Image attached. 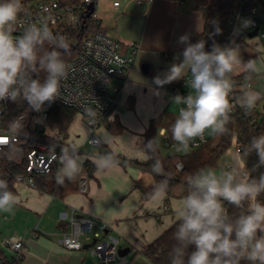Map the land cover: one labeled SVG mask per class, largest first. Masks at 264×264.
<instances>
[{
    "label": "crops",
    "instance_id": "0c3cea01",
    "mask_svg": "<svg viewBox=\"0 0 264 264\" xmlns=\"http://www.w3.org/2000/svg\"><path fill=\"white\" fill-rule=\"evenodd\" d=\"M22 1L33 4L32 0ZM33 1L36 3L41 0ZM107 1V9L112 12L113 22L104 24L103 19L98 17L103 31L121 43V52L125 56L130 52L127 43L135 42L140 46L126 80L113 79L109 85L110 92H116L118 98L114 110L107 116V122L118 121L122 131L113 134L105 126L101 129L100 125L90 130L88 123L85 125L82 122V126L76 128L74 119L77 114L64 134L51 127L53 136H61L69 147L75 146L78 149L83 160L82 169L71 181L65 180L63 184L51 178L54 185L47 191L25 184L12 186L16 203L10 212H0V230L12 226L16 232L13 235L22 240L24 249L18 264H101L90 254V247L94 242L91 235L81 238L83 247L78 251L66 250L61 245V235L68 230V218L73 209L98 226L106 225L107 228L100 233L110 234L118 239L119 249L127 251L125 257L128 264H153L142 251L179 221L176 208L183 199V190L178 191L179 195L176 190L181 185L172 190L168 201L165 193L145 199L135 188V184H151L153 175L150 172L118 161L115 167L102 171L97 169L96 160L108 152L140 163L147 161L144 133L150 122L162 114L176 119L179 105L173 102L176 95L169 87L180 83L189 73L162 87L154 82V78L162 77L174 63H179L182 59L180 54L185 47L178 42L179 37L187 34L190 42L195 43L194 38L203 31L202 10L218 0H153L148 5H137L132 0ZM115 1L120 3L117 8L113 7ZM252 31L246 26V22H242L234 44L238 45L242 60L254 61L257 70L237 66L231 78L251 73L249 81L252 89L248 92L262 96L259 106L261 109L258 111L256 108L258 113H262L264 38L258 35L250 37L249 33ZM162 131L167 132V127H160L159 138ZM78 132L83 135V140L79 141ZM91 135L99 139L100 145L97 147L103 151L94 154L91 151L88 154L80 153L81 146L89 145L87 139ZM90 148L93 149L91 146ZM220 160L221 170L224 163H230L238 169L244 168L239 154L231 147ZM86 161L95 166L90 177L83 167ZM81 174L88 177L86 193H81L78 188V176ZM159 198L165 200L163 206L159 204ZM170 198L174 202L172 208L166 204L171 202ZM166 205L169 210L162 214L161 209ZM33 233L37 236H33ZM3 238L5 236L0 237V252L9 261H13V252L2 244Z\"/></svg>",
    "mask_w": 264,
    "mask_h": 264
},
{
    "label": "clouds",
    "instance_id": "9594fccd",
    "mask_svg": "<svg viewBox=\"0 0 264 264\" xmlns=\"http://www.w3.org/2000/svg\"><path fill=\"white\" fill-rule=\"evenodd\" d=\"M22 0H0V102H26L34 112H41L46 103L58 98L60 81L67 75L68 65L61 50L69 45L57 36L47 23H32L19 36H14ZM250 22H246V26ZM216 32L220 29L217 27ZM178 42L185 47L182 59L154 78L163 86L191 74V92L177 94L173 102L182 105L171 126L177 151L187 152L196 138L206 131L222 135L230 121L229 95L234 87L232 73L237 66L256 71L255 62L243 61L238 45L220 46L214 43L206 50L205 40L190 42L187 34ZM50 50L45 51V45ZM39 71L46 73L43 80L34 78ZM260 95L245 92L240 106L252 110ZM22 123L14 120L12 133L19 132ZM150 140L145 147H150ZM255 154L257 166L264 167V133L254 136L244 155ZM57 182L71 181L82 169V157L75 146L65 147L59 156ZM117 164L111 153L96 160L99 170H110ZM159 171V162L154 164ZM187 194L176 208L179 219L174 233L176 244L170 253V264H264V173L249 178L235 166L222 170L201 169L187 181ZM167 183L156 187L153 195H162ZM16 203L8 183L0 180V212H10ZM225 205L240 209V214H229Z\"/></svg>",
    "mask_w": 264,
    "mask_h": 264
},
{
    "label": "built area",
    "instance_id": "2783aa9c",
    "mask_svg": "<svg viewBox=\"0 0 264 264\" xmlns=\"http://www.w3.org/2000/svg\"><path fill=\"white\" fill-rule=\"evenodd\" d=\"M99 0H77L75 3H61L59 0H41L36 3L22 1V12L16 25L14 36H19L28 24L47 23L49 29L57 36H63L69 48L75 51V57L68 59L67 75L60 81L59 95L51 103H46L41 112H34L26 102H23L24 109L10 116L11 107L14 102H0V179L9 178L13 185L25 184L35 187L36 177H52L57 179V170L60 168L59 156L62 149L69 147L61 136H53L52 128L49 125L50 113L53 105L72 109L75 112L86 116L88 125L94 130L103 123V120L114 110L117 104V94L110 92L109 85L113 79L126 80V75L135 56L139 51V44L127 43L130 49L129 55L121 52V43L111 38L103 31L96 13V3ZM137 5H148L153 0H132ZM251 1L247 6L246 2ZM237 10L232 14L227 23L226 35L220 46H231L238 37L242 22H250L247 25L251 30L258 29L257 35L264 38V0H235ZM94 3V11L88 17L99 29L84 38H77L73 35L86 23L87 7ZM120 5L118 1L113 2V7ZM85 20V23L83 21ZM191 74L189 73L180 83L172 85L169 90L174 95L186 96L191 92ZM233 80V79H232ZM234 82V81H233ZM252 84L249 80L234 82V87L229 95L231 111L229 114L243 113L250 125H255L258 115L252 110L246 111L240 106V100L245 92L251 91ZM177 109V115L179 108ZM14 120L22 123L19 132L12 133L10 125ZM239 133L234 130L230 147L236 154H239L240 145L238 142ZM161 142L164 148L172 149L174 154H186L193 152L208 142L207 131L203 138H196L190 145L187 152L177 151L176 142L172 135L162 131ZM24 144L25 152L22 156L20 172L8 170L4 167V157L7 158V165H12L11 148L19 143ZM87 143L93 148L100 145L95 136H89ZM229 147V148H230ZM78 150V149H77ZM231 165L224 163L222 169ZM176 171L183 170L181 163L176 164ZM14 169V168H13ZM249 174L245 168L238 169ZM78 188L81 193L88 190V177L86 174L78 176ZM229 208V205H225ZM166 211L169 208L164 207ZM79 212L73 209L68 218V230L61 235V245L69 251L82 249L83 236L91 235L94 243L90 247V254L96 257L101 264H128L125 256H119V241L110 234L102 235L101 230L106 225L98 226L94 221L78 215ZM33 236L37 234L33 233ZM2 244L13 252L12 260L19 262L22 258L24 244L18 237L12 236L3 240ZM0 264H5L0 258Z\"/></svg>",
    "mask_w": 264,
    "mask_h": 264
},
{
    "label": "trees",
    "instance_id": "16d2710c",
    "mask_svg": "<svg viewBox=\"0 0 264 264\" xmlns=\"http://www.w3.org/2000/svg\"><path fill=\"white\" fill-rule=\"evenodd\" d=\"M61 3H75L77 0H59ZM251 1L246 2L247 6L251 5ZM238 5L235 0H218L214 5L207 6L202 10V16L204 20L203 31L200 35L194 38V41L205 40L206 50H211V46L216 43L220 44L226 35L227 23L232 14L237 10ZM220 29V32H216V28ZM99 27L92 23L91 18L86 19L84 28H80L73 35L77 38L87 37L89 34L98 30ZM44 50H50L49 45H45ZM62 57L64 61L75 57V51L68 49L67 52L61 50ZM46 73L39 71L38 76L34 75V78L44 79ZM251 73H244L236 78H233L235 83H240L244 80H249ZM262 102V96L257 101L255 107L252 109L253 112H256V108ZM23 102L17 101L11 107L10 116H14L15 113L21 109H24ZM258 120L255 125H250L243 113L229 114L230 121L227 124V131L222 135H217L218 141L216 145L208 149L203 145L201 148L186 154H170L164 155L161 152V147H163L161 138L158 136V131L160 127H167V134L171 136V126L174 123L173 117H166L165 114H162L156 119H153L150 122L149 128L144 133V148L147 154V161L140 163L135 160H128L122 157L114 156L116 161L132 165L143 170L150 172L153 175V181L149 185H143L140 183L135 184V188L140 191L142 196L145 199L151 198L153 196L154 190L162 182L167 183V189L164 192L168 197L171 195V192L174 188L179 185H183L184 189L181 194L183 198L187 194L188 190V178L198 172L201 169H208L214 167L220 157L226 152L230 147L231 138L234 130H236L238 135V142L240 145L239 157L244 164L245 170L249 174V178L258 177L261 173H264V167L257 166V157L253 153L251 155L245 156L244 152L248 148L251 139L254 136H258L264 133V112L258 113ZM77 114L72 109L64 108L59 105H53L50 113L49 125L52 128L58 129L62 134L66 133L69 124L71 123L74 115ZM103 125L108 131L113 134H118L122 131V126L118 121L107 122V117L103 120ZM117 128V130H116ZM152 140L150 147H145L147 143ZM209 140V139H208ZM12 154L13 161L11 163L12 167L7 165V158L10 157V154L4 157V167L8 170H14L20 172L22 164V154L25 152L24 144L21 142L13 146L10 150ZM22 153V154H21ZM108 154V152L106 153ZM159 162V171L154 170V164ZM181 163L183 170L180 173L176 171V164ZM83 167L86 171L88 177L92 175L95 170V166L86 161L83 164ZM14 168V169H13ZM52 177H36L35 178V187L41 191L50 190L54 185V178ZM0 180H5L8 183V190L12 192L13 181L9 178H1ZM261 200H264V196L260 197ZM229 214L236 216L240 214L241 210L229 206ZM179 221L174 223L169 229H167L161 236L155 239L153 242L148 244L142 253L152 261L153 264H170V253L173 246L176 244L173 236L178 227ZM0 258H2L5 264H18L16 261H9L7 258L2 256L0 252ZM241 264H247V261H241Z\"/></svg>",
    "mask_w": 264,
    "mask_h": 264
},
{
    "label": "rangeland",
    "instance_id": "374dc122",
    "mask_svg": "<svg viewBox=\"0 0 264 264\" xmlns=\"http://www.w3.org/2000/svg\"><path fill=\"white\" fill-rule=\"evenodd\" d=\"M31 2H35V1H31ZM107 4H108V1L107 0H100V1H97V3H96V6H95V9H96V12H97V15H98V17L99 18H102L103 19V22H104V24L106 23V22H109V24L110 23H112L113 22V18L111 17L112 15V12H111V10H108L107 9ZM260 105H258L257 106V108H258V111L261 109V107H259ZM173 109V108H172ZM87 117L86 116H83V115H81V114H79V113H77V115H76V117H75V119H74V125L76 126V128H78V126H79V128L82 126L81 125V122L83 123V124H85V125H87ZM103 124H101L99 127H101V129H103ZM88 128L90 129V130H92V128L90 127V126H88ZM80 132V131H79ZM77 133V136H79V141L80 140H83V135L81 134V133ZM207 135H208V138H209V140H208V142L205 144V147L206 148H208V149H211V148H213L215 145H216V143H217V141H218V138H217V135H212L210 132H208L207 131ZM114 143V142H113ZM113 145V144H112ZM116 147V145H113V147ZM118 146V145H117ZM92 152L93 154L94 153H98V152H100V151H103L101 148H93V149H91L90 148V146L89 145H87V144H85V145H83V146H81L80 147V153H82V154H88L89 152ZM161 152L164 154V155H170V154H172V149H166V148H164V147H161ZM220 162H221V160L219 159L218 160V162L216 163V165L214 166V167H211V169H214V170H217V171H219V170H221V167H220ZM209 169V168H208ZM183 185H181V187H179L177 190H176V194H178V193H180V192H178L179 190H181V192H182V190H183ZM179 195V194H178ZM157 200H159V204L161 205V206H163L164 204H165V200H163V198H159V199H157ZM173 199L172 198H170V201L171 202H168V203H166L169 207H171L172 208V204H174V202L172 201ZM166 205V206H167ZM161 213L163 214V213H166V210L162 207V209H161ZM0 237H2V236H5V238H3L2 239V241L4 240V239H6V238H11L12 236H15V235H13V234H16V232L14 231V228L12 227V226H9V227H7V229H2V230H0ZM3 234V235H2Z\"/></svg>",
    "mask_w": 264,
    "mask_h": 264
},
{
    "label": "water",
    "instance_id": "95a60500",
    "mask_svg": "<svg viewBox=\"0 0 264 264\" xmlns=\"http://www.w3.org/2000/svg\"><path fill=\"white\" fill-rule=\"evenodd\" d=\"M87 9H88V12H87V14H86V18H88L91 14H92V12L94 11V3H91L88 7H87ZM83 23H85V20L83 21ZM257 33H258V29H254L252 32H250L249 33V36L250 37H253V36H256L257 35ZM94 243V242H93ZM88 246H90V245H88ZM127 251L126 250H121V249H119V251H118V255L119 256H125L127 253H126Z\"/></svg>",
    "mask_w": 264,
    "mask_h": 264
}]
</instances>
